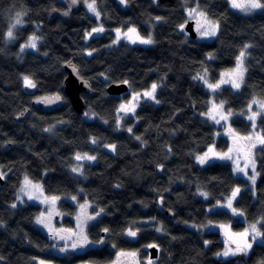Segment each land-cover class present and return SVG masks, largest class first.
I'll list each match as a JSON object with an SVG mask.
<instances>
[{
	"label": "trees",
	"instance_id": "16d2710c",
	"mask_svg": "<svg viewBox=\"0 0 264 264\" xmlns=\"http://www.w3.org/2000/svg\"><path fill=\"white\" fill-rule=\"evenodd\" d=\"M185 1L96 0L105 31L87 42L85 34L97 20L81 5L68 12L61 0H0V264H36V258L108 264L119 250L150 257L152 244L158 246L155 264H264V239L247 255L222 259L217 257L224 248L220 233L201 229L209 222L245 225L225 209L209 211L238 186L236 207L247 222L260 220L264 233V153L257 156L256 194L228 163H196L195 155L211 143L226 150L228 140L222 135L215 139V126L201 116L208 109L209 92L194 79L207 69L210 79L218 80L249 43L243 86L239 91L223 87L217 97L233 111L237 133H251L250 123L239 113L254 98L264 101V8L245 15L233 11L229 0H190L218 22L216 38L204 42L180 28L186 21ZM17 12L24 13L25 25L10 40L9 18ZM130 26L142 35L152 30V45L110 46L113 29ZM31 35L39 37L37 49L21 51ZM68 61L91 84L92 93L83 94V114L62 93ZM24 76L36 83L33 92L26 89ZM123 81L129 82V91H142L156 81L159 103L144 100L134 117L121 119L119 129L122 95H110L107 87ZM48 93H60L63 104L49 112L33 108V97ZM27 107L30 111L18 120ZM88 110L96 118H86ZM49 127L52 132L45 131ZM257 127L264 135V112ZM92 138L98 142L93 144ZM107 144L116 146L114 153ZM76 153L97 157L93 163L83 162L82 175L71 171ZM23 176L42 182L46 194L59 198L67 227L75 226L77 204L87 200L95 212L103 208L87 226L90 241L103 242L76 253L54 252L53 242L35 222L41 207H11ZM158 227L163 230L157 232ZM129 229L137 235L128 236Z\"/></svg>",
	"mask_w": 264,
	"mask_h": 264
},
{
	"label": "rangeland",
	"instance_id": "374dc122",
	"mask_svg": "<svg viewBox=\"0 0 264 264\" xmlns=\"http://www.w3.org/2000/svg\"><path fill=\"white\" fill-rule=\"evenodd\" d=\"M62 2H64V3H66L67 4V7H69V5L71 4V0H61ZM120 1V0H119ZM87 2H90V0H77V3L76 4H74V5H71V7H69L68 8V12H70V11H72V10H74V9H76L78 6H83V7H85V9L88 11V8H87ZM185 2H187L188 4L186 5V8H185V13H186V21L183 23V28H185V25L187 24L186 22L187 21H189V20H192V21H194V23H195V25H194V27H195V31H196V34H197V37H196V39L198 40V41H210V40H214L215 38H216V36L218 35V33L216 34V36H214V37H200V35H199V33H198V31H197V20H198V17L195 15V14H193L192 16H189V13H188V9H191V8H196V9H198V11H202L200 8H199V5H198V2L197 1H195V3H191L190 2V0H186ZM193 2H194V0H193ZM229 2H230V0H229ZM238 2H240V3H243L244 2V0H238ZM260 3H261V1H260ZM262 4V3H261ZM230 6H231V8H232V10L233 11H238V12H240V13H242V14H245V15H247V14H253V13H255V12H257L259 9H253V10H251V11H245L243 8H234L233 6H232V4H231V2H230ZM97 10L99 11V9H98V6H97ZM89 12V14L92 16V17H95L96 18V16H95V14H93V13H91L90 11H88ZM100 12V11H99ZM203 12V11H202ZM205 14H206V16H207V19L210 21V22H212V23H214V24H218V22H216V21H214L212 18H210L208 15H207V13L206 12H204ZM23 15H22V17H21V19L23 20V24L22 25H18V26H16L14 29H13V38H11L10 40H12V39H14V35H15V32H16V30L18 29V28H20V27H23L24 25H25V20H24V13H22ZM15 16H16V13L15 14H13L10 18H9V21H10V26H12L14 23H15ZM96 20H97V25L95 26V27H100V26H102L103 27V25H102V21H101V17H100V19L98 20L97 18H96ZM95 27H93V28H95ZM130 27H134V26H130ZM10 28V27H9ZM92 28V29H93ZM129 27H120L119 29H121V31L122 32H126L127 31V29H128ZM92 29H90V30H88V32H90ZM103 29H104V31H105V28L103 27ZM115 29H117V28H115ZM115 29H113V37H114V39H113V41L114 40H116V43H113V41L110 43V46H115V45H117V44H119L120 42H126V43H128V44H133V45H140V46H150V45H152V44H141V43H139V42H137V43H132V42H130V40L129 39H126V38H124L123 36L119 39V40H117V38H116V32H115ZM137 29V28H136ZM9 30V29H8ZM103 31V32H104ZM103 32H100V33H94L92 36H90V37H88V38H85L84 37V39L88 42V40L91 38V37H94V36H99V34H102ZM137 32H138V30H137ZM217 32H218V29H217ZM139 33V32H138ZM150 35H151V38H152V40L154 41V38H153V36H152V30L150 31V33H149ZM149 34L148 35H142V34H140L139 33V35L141 36V37H144V38H147L148 36H149ZM32 36V35H31ZM37 36V35H36ZM8 38V37H7ZM29 38V37H28ZM28 38L26 39V42H27V40H28ZM133 39H135V34H133ZM26 42H24V44L26 43ZM37 43H38V40H37ZM249 44V43H248ZM250 45V44H249ZM26 49H28V50H33V51H35L36 49H37V47H36V49H32V48H26ZM247 52H248V49L246 50ZM239 54H240V52H239ZM247 56H248V53H247ZM247 56H246V58H247ZM208 58H211V56L209 55L208 56ZM234 66L233 67H231V68H228V70H224V71H222L221 73H220V76H219V78H218V80H216V81H213V80H211L210 79V77L208 76V73H206V79H207V83H205L204 82V80H201V79H199L200 81H201V83L204 85V87H206V89L208 90V92H209V101H208V109L205 111V112H203L202 114H201V116L203 117V118H205V119H207L208 121H210L214 126H215V139H217V137H219L220 135H222V136H224L225 137V139H227L228 140V148L226 149V150H220L219 148H217V143H216V141L215 142H213V143H211L206 149H205V151L204 152H200V154H196L195 155V161H196V163L200 166V165H207V164H211V163H214V162H218V163H221V162H225V163H228L229 165H230V167H231V170H233V173L236 175V176H239V177H242V178H244L245 180H247L248 181V183H249V187H250V189H251V191H253L254 192V194H256V191H255V189H256V183H257V179H258V177H259V175H257V177H256V181H255V183L253 184L249 179H248V177L249 176H251L252 175V169L249 167V168H247L246 169V171H247V175H245L244 173H242V172H238V171H234V167H235V165H234V163H233V161L234 160H236V159H238L239 158V163H240V167L241 168H243L244 167V159H243V157L242 156H239L238 157V153L235 151V149H236V147H237V143H239V144H245V143H248V141H244V140H239V141H237V137H247V136H249V135H252L253 137H255V135L257 134V133H259L260 135H262V133H261V131L259 130V127H257V121H258V119H259V117H260V115L263 113V112H260V110H259V104H251V111L249 110V106H248V108L245 110V111H241L240 113H239V115H241L242 117H244L249 123H250V127H251V133H249V134H239V133H237V131L235 130V128H233V125H232V118H233V115H234V113H233V111L230 109H228V107H226V103H225V101L223 100V99H221V98H219V97H217V94H218V92H219V90L221 89V88H223V87H231L232 88V86H231V84H221L220 85V87L218 88V89H215V90H213V89H211V88H209L208 87V84H217L220 80H221V78H222V74H225L224 75V78L225 79H227L228 77H227V75L226 74H228V73H230L233 69H235L236 68V60H235V62H234ZM245 68H246V71H247V63H246V59H245ZM198 74H200V75H205V71H203V72H200V73H198ZM246 72H245V76H244V80H245V78H246ZM196 77H197V75H196ZM198 79V78H197ZM154 83H156L157 84V82L156 81H154ZM153 84V83H152ZM152 84H150L149 85V87H147V88H145L144 90H142V91H129L127 94H125V95H123L122 94V97H121V99H120V103H119V105L120 104H122V103H127L130 99H132V94L134 93V92H139V93H143L144 91H146V90H149L150 88H151V85ZM158 85V84H157ZM243 86V84L241 85V87ZM241 87L239 88V89H241ZM233 90H235V91H239V89H234V88H232ZM158 90V89H157ZM157 90H156V93H157ZM144 100H147V101H151V102H153V103H155L156 101H158V99H156V94H155V100H151V99H148V98H146V97H143L142 95H141V98H140V100L138 101V105L141 103V102H144ZM213 104H216V105H221V104H223V107L220 109V111L221 112H223L225 115H227V113L230 111L231 113H232V115H230V116H228V119L227 120H221V122L220 123H216L214 120H212V119H210L209 117H208V115H206L207 113H208V111H209V109L213 106ZM137 105V106H138ZM251 112H258L259 114L257 115V117H256V121H255V128L253 127V123H252V121H250L249 119H248V117L251 115ZM85 113H88V115H86V118H88V119H93V118H96V115H92L93 114V112H90L89 110L88 111H86ZM95 114V113H94ZM128 116H132V117H134L135 116V113L134 114H132V113H130V114H128L127 116H125L123 113H118V117H121V118H123V117H128ZM216 118L217 119H220V116L217 114V116H216ZM55 126H57V125H55ZM55 126H53V128L55 127ZM122 127V122H121V126L119 127V129ZM106 148V147H105ZM209 148H212L213 150H214V152L215 153H223V152H228V150H229V148H232L233 149V152L231 153V156H232V159H219V158H217V157H215V156H212L211 154H210V159L208 160V161H206V163L205 164H200L198 161H197V159H196V157L197 156H203L206 152H208L209 151ZM107 150H109L110 152H112V153H114V151H112V150H110V149H108V148H106ZM263 154L264 153V146H261V145H257L256 146V148H254L253 149V158L255 159V162H256V172L257 173H259V169H257V165H258V159H257V156L259 155V154ZM84 153H82V155H83ZM95 161V160H94ZM83 162H89V163H93V161H88V160H82V161H76L75 163H74V165L72 166V167H74V166H77V165H80V166H82L83 165ZM77 174H80V173H77ZM24 178H25V176H23V178L21 179L22 180V182L24 181ZM29 179V178H28ZM29 180H31L32 181V183L33 184H40V185H42V182L40 183V182H36V181H34V180H32V179H29ZM22 182H21V184H20V187H19V189L21 188V186H22ZM238 186H236V187H234L233 188V190L235 189V188H237ZM19 189L17 190L18 192H17V194H16V196L19 194L20 195V200H17L16 199V197H15V204L16 205H21V204H25V203H34V204H37V205H39L40 207H41V212L40 213H44L46 216L48 215V213H49V211H51V216H50V220H49V224H50V228H51V232H50V230H49V228H46V227H44L43 225H38L37 223H36V225H37V227L42 231V232H45L48 236H49V238L51 239V241L53 242V246H52V249H53V251L55 252H58V253H62V254H66V253H68V252H73V253H76V252H80V251H83V250H85V249H87V247H90V246H94V247H97V245H99V243H94V242H92V241H90V239H89V237H88V239H89V241H90V243L88 244V245H85V246H83V247H78L77 249H72L71 248V244L75 241V236H73L72 234L73 233H79V231H80V229H79V227H78V225L81 223V221H82V219H83V216H82V212L83 213H86L88 216H95V219H93V220H89V221H87L86 223H85V225H84V231H85V233L87 234V236H88V233H87V226L89 225V223H91V222H93V221H95L96 220V213L97 212H95L94 211V209H93V205L89 202V201H87V200H85V201H83V202H81V203H79V204H77V213H76V216H75V226L73 227V228H70V227H67L66 225H65V223H63L64 221H63V219H64V216H65V214L62 212V210H60L59 209V207H58V199L55 201V204L54 205H52L51 203H45V202H43L44 201V198L45 197H57V196H55V195H48V194H46V192H45V190L43 189V185H42V189H43V193H42V195H40V197H39V199H33V200H29L28 199V197H27V195H25L24 193H20L19 192ZM232 190V191H233ZM232 191L228 194V195H226L224 198H223V200L222 201H218L217 202V204L216 205H214L213 207H210L209 208V211H213V210H217V209H225V210H227L229 213H231L233 216H236L240 221H242L243 223H245V225L243 226V227H241V228H236V227H234L233 226V224H231V222H224V223H219V222H209V223H207L206 224V226H204V227H201V229L203 230V229H206V230H208V231H218L219 233H220V235L222 236V241H223V245H224V248H223V250H221L219 253H223L225 250H226V248H228V247H231V248H233V249H235V247L237 246V243H239V244H243V240L241 239V237H240V235L239 234H241V233H243L244 231H245V229H249V227H250V225H252L253 223H250V222H247L246 220H245V217H244V215H243V213L236 207V205H235V199L238 197V195H237V197L232 201V206L234 207V208H236V209H238L239 210V212L237 213V214H233V212H232V210L230 209V208H228L227 207V201H228V199L231 197V193H232ZM81 205H85V207H84V209L82 210L81 209ZM40 213L36 216V218H35V222H36V219H37V217L40 215ZM239 213H242V214H239ZM257 222H259V223H257ZM256 224H257V228L261 231V224H262V222L260 221V220H258V221H256L255 222ZM196 228H198L197 226H196ZM68 230H71V232H68ZM56 231H59V233H60V235H63V236H68V237H70L69 239H67V240H61V239H57V238H54V236L52 235V233L53 232H56ZM249 241H251V234L249 235V237L247 238ZM261 242H263V239H257L256 241H252V244H253V247H254V245H256L257 243H261ZM67 245V248H66V250L64 251V252H61L60 251V249L61 248H64L65 246ZM252 247V248H253ZM252 248L249 250V252L252 250ZM248 252V253H249ZM131 253H135L136 255L135 256H131V255H129V254H131ZM148 253H149V251H148ZM239 255H247V254H237V255H229V256H227V257H225V256H223V255H217V257L218 258H222V259H230V258H236L237 256H239ZM149 260H151L152 261V264H155V258H150L149 257V255L148 256H146V257H140L139 256V253H137V252H135V251H131V250H129V251H124V250H119L116 254H115V257H114V259L111 261V262H109L108 264H148V261ZM35 262H36V264H41V262H43V264H57V263H53V262H51V261H49V260H43V259H40V258H36L35 259ZM77 264H92V263H90V262H82V263H77Z\"/></svg>",
	"mask_w": 264,
	"mask_h": 264
},
{
	"label": "snow or ice",
	"instance_id": "6c2138e0",
	"mask_svg": "<svg viewBox=\"0 0 264 264\" xmlns=\"http://www.w3.org/2000/svg\"><path fill=\"white\" fill-rule=\"evenodd\" d=\"M120 2L122 4H126L128 0H120ZM230 2L234 8H243L245 11H251L253 9L264 8V5L260 3V0H244L243 3L238 2V0H230ZM76 3H77V0H71V4L69 5V7H71V5H74ZM86 6L88 8V11L95 14L96 18L99 20L101 14L97 10L96 0H90V2H87ZM187 11L189 13V16H192L193 14H195L198 17L197 31L200 37L216 36L217 29L219 27L218 24H214L210 22L207 19L206 14L202 11H198V9L196 8H191V9H188ZM67 14H68L67 12L64 13V15H67ZM22 15L23 14L20 12L16 13V16L14 18L15 23L12 26H10L8 32L6 33L9 39L13 38V29L16 26L23 24V20L21 19ZM155 19L161 20L162 17H155ZM180 28L182 29L183 25H180ZM103 31L104 29L102 26L95 27L90 32H86L85 38L92 36L94 33H100ZM115 32H116L117 40H119L123 36L124 38L129 39L130 42L132 43L139 42L141 44H152L154 42L150 34L147 38L141 37L135 27H129L126 32H122L121 29L117 28L115 29ZM133 34H135V39H133ZM38 39L39 37H37L36 35L30 36L27 42L21 45V51H24V49L26 48L36 49ZM113 43H116V40H114ZM250 47L252 46L249 44H245L243 48H241L240 54L236 57V68L233 69L230 73L226 74L228 77L227 79L224 78L225 74H222V78L217 84H208V87L215 90V89H218L221 84H231L232 88L239 89L241 85L244 83V76L246 72L245 59L247 56L246 50L249 49ZM87 55L89 56L92 55V52L91 51L88 52ZM70 66L72 67L73 73H77L76 66L75 65H70ZM206 73H207V69H205V75L197 74V77H194V79L198 78V79L204 80V82L207 83ZM23 81H24V85L27 88H35L37 86L36 83L29 76H24ZM123 83L128 84L129 82L123 81ZM157 88H158V85L156 83H153L151 85V88L149 90L144 91L142 94L139 92H134L132 94V99H130L127 103H122L118 106L117 112L123 113L125 116H127L130 113L134 114L137 108V105H138V101L141 98V95L148 99L155 100V94H156ZM37 99L43 102L44 104L51 105L55 102L62 101L64 97H62L59 93H55V94H52L51 96L39 97ZM156 102L159 103V101H156ZM251 104H259L260 112H264V101H257L254 98L252 102L249 104L250 111H251ZM222 107H223V104L221 105L213 104V106L209 109L206 115H208V117L214 120L216 123H220L221 120H227L228 116L232 115V113L229 111L227 115H225L223 112L220 111ZM217 114L220 116V119L216 118ZM258 114H259L258 112H251V115L248 117V119L252 121L254 128L256 126L255 121H256V117ZM85 115H88V113H85ZM92 115H95V114L93 113ZM121 119H122L121 117L117 118V121H116L117 128L121 126ZM52 130H53L52 127L45 129L46 132H52ZM128 131L131 133L132 128H128ZM136 139L140 140L141 138L136 137ZM239 140L248 141V143H245V144L237 143V147L235 149V151L238 153V157L242 156L245 163H244V167L241 168L240 163H239V158L234 160L233 161L235 165L234 171L242 172L245 175H247L246 169L250 167L252 169V175L249 176L248 179L254 184L256 181V177L257 175H259V173L256 172V162H255V159L253 158L252 153H253V149L256 148L257 145L264 146V135H260L259 133H257L255 137H253L252 135H249L247 137H237V141ZM97 142L98 141L96 138H92L93 144H96ZM105 147L112 151H115V148H116V146L113 144H107L105 145ZM232 152H233L232 148H229L228 152H223V153H215L212 148H209L208 152H206L203 156H197L196 159L200 164H205L206 161L210 159V154H211L212 156H215L219 159H229L230 160L232 159V156H231ZM74 159L76 161H82V160L94 161L97 159V157L88 155L87 153L83 155L80 153H76ZM71 171L73 173H80L81 175L83 174L82 166L80 165L72 167ZM3 176L4 174L0 173V179H2ZM240 191L241 189L239 187L235 188L231 193V197L227 201V207L232 210L233 214H237L239 212L238 209L232 206V201L237 197ZM19 192L27 195L29 200H33V199H39L40 195H42L43 193V189H42V185L38 183L33 184L32 181L29 180L27 176H25L24 181L22 182V186L19 189ZM200 194L205 197L208 195L207 193H204V192H201ZM16 199L20 200L19 194L16 196ZM57 199L59 198L58 197H50V198L45 197L43 202L51 203L52 205H54ZM72 199L75 200L76 197H72ZM16 206L17 205L15 203L11 205L12 208H15ZM84 207L85 205H81L82 210L84 209ZM102 212H104L103 208L100 209V212L96 213V216H99ZM239 214H242V213H239ZM50 216H51V211H49L47 216L42 212L37 217L36 223L38 225H43L44 227L49 228L51 232L52 230L49 224ZM82 216H83V219L81 223L78 225L80 229L79 233L72 234L73 236L76 237L75 241L71 244L72 249H77L78 247H83L90 243L88 236L84 231V225L87 221L95 219V216H88L86 213H83V212H82ZM201 227H204V226H201ZM162 230L163 229L159 227L156 229L157 232H160ZM103 231L108 232L109 229L105 228L103 229ZM68 232H71V230H68ZM250 234H251V241L247 239ZM52 235L54 236V238L61 239V240H67L70 238L68 236L60 235L59 231L53 232ZM127 235L131 237H135L137 235V232L129 229L127 232ZM239 235L241 239L243 240V244L237 243V246L235 247V249L228 247L223 253H217V255H223L227 257L229 255L234 256L237 254H247L249 250L253 247L252 241H256L257 239H264V233H262L257 228L256 223H253L252 225H250L249 229H245V231ZM102 242H103V238L100 241H97V243H102ZM205 244H208V241H205ZM149 247H158V246L155 244H152V245H149ZM66 248H67V245L64 248H61L60 251L64 252ZM129 255L135 256L136 254L131 253ZM41 264H43V262H41ZM148 264H152V261L149 260Z\"/></svg>",
	"mask_w": 264,
	"mask_h": 264
},
{
	"label": "water",
	"instance_id": "95a60500",
	"mask_svg": "<svg viewBox=\"0 0 264 264\" xmlns=\"http://www.w3.org/2000/svg\"><path fill=\"white\" fill-rule=\"evenodd\" d=\"M172 0H159V2H171ZM185 30L186 32L191 36L192 39H195L197 37L196 31H195V23L192 20H189L186 22ZM70 65H75L77 69V73H73L72 67ZM64 71H66L67 76L64 80V84L62 86V93L68 98L69 102L72 104V107L74 110L79 113L83 114L86 108V104L84 102L83 94L90 95L92 93L91 84L86 81L80 71L78 66L71 61H68L64 65ZM86 82V83H85ZM26 89L30 92L34 91V88H27ZM107 91L110 95H122L123 93L128 92V84L122 83H111L107 87ZM60 94V93H59ZM52 93L48 94H37L33 97L31 105L35 109H40L44 112H49L50 110H53L60 105H62V101L55 102L51 105L44 104L43 102L39 101L37 98L39 97H45V96H51ZM61 95V94H60ZM62 96V95H61ZM30 111V108H24L18 115L17 119L22 120L25 118V115ZM2 181V180H1ZM3 182V181H2ZM170 216V213H169ZM150 257L156 258L158 256V249L156 247H150L149 248Z\"/></svg>",
	"mask_w": 264,
	"mask_h": 264
}]
</instances>
